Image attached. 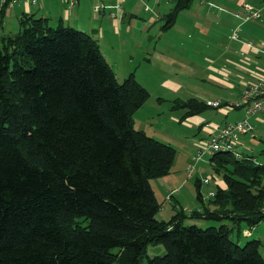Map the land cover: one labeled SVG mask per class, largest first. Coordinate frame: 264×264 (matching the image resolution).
I'll use <instances>...</instances> for the list:
<instances>
[{"label":"trees","instance_id":"16d2710c","mask_svg":"<svg viewBox=\"0 0 264 264\" xmlns=\"http://www.w3.org/2000/svg\"><path fill=\"white\" fill-rule=\"evenodd\" d=\"M193 1L176 0L163 28ZM20 25L0 37V264H143L150 243L167 251L147 264H264L262 241L231 237L264 221V163L210 156L226 187L214 209L199 191L202 210L190 215L232 227L185 225L176 204L158 219L151 179L169 174L176 149L135 127L149 90L134 73L119 81L89 33L33 14Z\"/></svg>","mask_w":264,"mask_h":264},{"label":"crops","instance_id":"0c3cea01","mask_svg":"<svg viewBox=\"0 0 264 264\" xmlns=\"http://www.w3.org/2000/svg\"><path fill=\"white\" fill-rule=\"evenodd\" d=\"M194 1L189 8L183 10H190ZM263 1H199V6L195 7L193 12L194 19H196L193 24L194 28L196 29L197 25H199L200 33L208 36L209 30L199 15L202 14L209 17L213 14V10L216 9L220 11V14H215L219 24L225 25L227 29L226 39L224 41L219 39L221 46H223L221 53L218 56L216 54L206 55L204 62H198V60L193 58L192 54L186 53L187 44L185 39L177 41L167 36L168 29L177 22L178 18L171 27L163 28L164 25H160L159 20L164 18V15L141 17L140 5L129 0H102L101 2L98 1L99 3H96V0H77V3L71 8L69 5L67 8L68 0H59L61 6L57 4V0H42L41 4L37 5L23 0L14 4L13 7H4V12H0V26L3 25V16L6 13L9 17H16L21 14V18L23 15L33 14L35 17L50 19L52 18L50 16L59 10V15L62 19L64 16V19L71 20L88 11L91 5L92 19L95 24L92 29L96 30V40L104 43L105 51H101L107 61L113 67L111 59L118 58L119 60L124 58L125 55L129 59V67H134L131 73H134L138 81L150 92L149 99L135 112V127L160 141L173 144V142L181 141V135L177 132L168 131L166 124L169 120L174 123L178 122L179 125L189 129L197 125L200 132L207 133L209 131L210 134L211 129L216 130L227 122L245 118L243 109L216 108L220 113L232 119L227 120L226 118L224 123L219 124L208 121L203 113L188 115L187 109L182 108L179 104L191 98H196L205 104H207L208 100L215 99H221L227 105L231 104L238 101L241 96L243 87H241V82L242 84L243 82H256L259 76L264 73V55L250 49L247 50L246 54L241 53L242 48L246 47L244 40L264 41V12L260 19H250L244 22L235 14L244 10L243 5L245 3L261 7ZM156 2L161 3V0H156ZM124 3L127 4L126 7ZM118 4H122V7L117 8ZM96 5H101L102 9L95 11L94 7ZM2 8L0 3V11ZM146 11L148 10L146 9ZM112 12H117V16H114ZM97 13L100 14L97 16ZM62 19L58 21V24L60 21L63 22ZM237 27L241 31L239 39H234L233 33ZM20 29L19 27L18 30L20 31ZM5 34L15 33H4L0 37ZM107 52L110 53L108 54ZM193 82L207 83V87L199 88L198 86H193L192 84H195ZM236 87H238V90ZM241 115H244V117L242 118ZM253 119L255 123L251 119L250 121L255 125L254 132L241 135L240 141L243 145V151L253 149L252 144H257L260 141L255 132L258 129L257 127H262L264 123V112ZM248 136L249 142L245 140ZM194 156L189 157L190 160L186 162V171L193 164ZM170 173L162 178L160 177L164 181L163 193L166 194L168 200L169 197L171 198L170 201L174 202V205L176 204L181 209H184L180 204L181 202L175 197V191H178L179 185H176V181L173 182L169 178L171 177ZM216 177L217 188H225V181L219 175ZM217 188L213 189V191L217 190ZM205 205L211 209L216 207L211 203V199L209 202H205ZM200 207L201 204L195 208H189L188 211ZM175 213V207H173L170 213L171 217ZM163 219L162 217L161 220Z\"/></svg>","mask_w":264,"mask_h":264},{"label":"rangeland","instance_id":"374dc122","mask_svg":"<svg viewBox=\"0 0 264 264\" xmlns=\"http://www.w3.org/2000/svg\"><path fill=\"white\" fill-rule=\"evenodd\" d=\"M98 1L101 2L102 0H96V3H99ZM129 1L132 3L136 2L135 4L140 5L139 9L141 10L140 12L141 17H148L149 15L165 16L175 4V0H161V3H157L156 0H129ZM199 1L200 0H195L190 10H183L179 14L177 22L171 28L168 29L169 31L167 32V36L176 39L177 41H180L181 39H185V42L187 44L186 53L192 54L193 58L198 60V62H204V57L206 55L216 54V56H218L221 53L223 46H221V42L219 41V39L222 41L226 39L227 29L225 28V25L219 24L215 14H220V11L216 9L213 10V14H211L209 17H206L202 14L199 15V17L205 22V26L209 30L208 36L202 35L200 33L199 25H197V28L195 29L193 24L195 23L196 19H194L193 12H194V8L199 6ZM41 2L42 0L39 2V4H41ZM57 4L61 6L59 0H57ZM124 5L125 7L127 6L126 3H124ZM67 8H68V2H67ZM145 8L148 11H146ZM92 14L93 12L91 10V5L88 11L81 13L78 17L72 18L71 20L64 19V16L62 19V17L59 15V10H57L55 14L50 16L52 18L49 19V24L51 26H56L58 25V21L62 19L65 25H69L78 30L85 31L89 33L96 40L97 38L96 30L92 29V27H95L94 21L92 19L93 16ZM99 14L100 13H97L96 15L98 16ZM114 15L117 16V12ZM20 16L21 14H18V16L16 17L15 16L9 17L8 14L6 13L3 16V25L0 26V35L4 33H16L17 31H19L18 30L19 27L21 28L20 20H19ZM165 23H166L165 18H161L159 20L160 25H164ZM97 41L102 47L101 50L105 51L104 43L101 42L100 40ZM107 53L109 54L110 52ZM111 61L114 67L115 74L119 79V81H123L134 70V67L133 68L129 67L128 64L129 59L125 55L124 58H120L119 60L118 58L117 59L115 58L114 60L111 59ZM193 83H195L192 84L193 86H198L199 88L207 87V83L204 82H193ZM244 84L245 82H243V84L241 82V87ZM236 89L238 90V87H236ZM233 109H243V108L235 107ZM201 113L206 115L208 121L210 122L213 121L219 124L224 123V121H226V118L227 120L231 119L230 117L228 118L226 117V115L220 113L213 106L207 107V109ZM241 117L243 118L244 115H241ZM254 117L255 116H252L250 119L255 123L253 119ZM166 125L168 131L177 132L178 134L181 135L180 142H173V144H171L176 149V157L170 171L171 177L169 178L173 182L176 181V185H179L178 191H175V197L181 202L180 204L184 207V210L187 214V217L184 219V224L185 225L195 224L202 228L208 226L219 227L222 224H227L229 227H232L233 222L227 218H223L221 220L205 219L203 217L191 216L190 214L192 211H188L189 208H195L199 204H201V200L198 197L199 191H202L205 202H209V200L213 198L212 195H209V192L213 189H216L218 186L217 177H216L218 176V174H216L215 168L210 162L211 155L209 154H206L203 158L199 160L193 161L195 168L190 176L188 170L186 171V165H187L186 162L190 160L189 157H192L194 156V154H196L198 146L201 145L204 139L208 137L209 131L207 133L200 132L199 127L197 125L189 129L187 127H183L179 125L178 122L174 123L171 122L170 120ZM257 128L258 129L256 130L255 133L258 135L257 137L260 139L259 143L252 144L253 149L244 150L243 153L255 157L256 160L259 161V163H264V123L262 124V127H257ZM245 140L249 142L250 141L249 136L246 137ZM161 178L158 177L151 179V184L154 187L156 191V196L161 203V209L157 213V218L161 220L163 217L164 218L163 220H169L171 217L170 213L174 207L173 206L174 202L172 203L170 201L171 200L170 197L168 200L166 194L163 193L164 181H162L163 179ZM205 178H208L209 182H204ZM163 207H165L164 210H162ZM201 209L202 207L198 208L197 210H201ZM249 229H253V231L250 235H247L246 232ZM231 237L235 241H237L240 245H244L247 241L253 239H259L260 241H262L260 250L264 256V221L260 222L259 224H257L252 228L246 225L245 223H241L239 229L237 228V226L233 228V230L231 231ZM166 251L167 250L164 244L150 243L147 248V254L143 258V264H147L148 259L151 257L164 255Z\"/></svg>","mask_w":264,"mask_h":264},{"label":"built area","instance_id":"2783aa9c","mask_svg":"<svg viewBox=\"0 0 264 264\" xmlns=\"http://www.w3.org/2000/svg\"><path fill=\"white\" fill-rule=\"evenodd\" d=\"M20 0H0L1 4H8L12 6L14 3ZM33 4H38L41 0H27ZM68 5L71 8L77 3V0H68ZM244 10L241 12H236V16L242 19V21H247L250 19L260 18L264 12V1L261 7H255L250 3H245ZM121 5H117L120 8ZM102 9L101 5H96L94 7L95 11H100ZM114 15L115 12H112ZM115 16V15H114ZM240 28L237 27L233 33L234 39H239ZM246 47L242 48V54H246L247 50L250 49L258 54L264 55V41H253L244 40ZM207 105L213 106L215 108L229 107L231 109L235 107L243 108L246 117L242 120L227 122L216 130L211 129V133L207 138L204 139L201 145L198 146L197 153L194 156L195 160L203 158L206 154L214 155L217 152H230L237 158L248 157L251 155L243 153V145L241 143V135L249 132H253L255 125L252 124L250 118L256 116L261 112H264V73L261 74L256 82H247L243 85L241 96L238 101L231 104H224L221 99L208 100ZM253 157V156H252ZM256 163L259 161L253 157ZM262 164V163H259ZM195 166L190 165L188 168L189 176L192 174ZM204 182H209L208 178L204 179ZM209 195L212 197L215 195V191L211 190ZM202 210V209H201ZM264 213V205L261 207ZM253 229L247 230V235L252 233Z\"/></svg>","mask_w":264,"mask_h":264},{"label":"bare ground","instance_id":"6f19581e","mask_svg":"<svg viewBox=\"0 0 264 264\" xmlns=\"http://www.w3.org/2000/svg\"><path fill=\"white\" fill-rule=\"evenodd\" d=\"M20 1H23V0H20ZM20 1H19V2H20ZM16 3H18V2H16ZM16 3H14V4H16ZM14 4H13V5H14ZM38 4H39V3H38ZM1 5H2V7H3V6H4V7H13V5L10 6V5H8V4H1ZM36 5H37V4H36Z\"/></svg>","mask_w":264,"mask_h":264}]
</instances>
